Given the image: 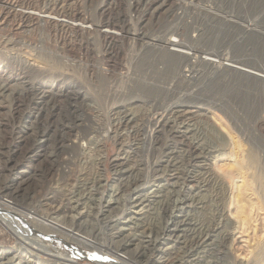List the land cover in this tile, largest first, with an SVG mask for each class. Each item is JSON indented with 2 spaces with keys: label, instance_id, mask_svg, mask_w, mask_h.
<instances>
[{
  "label": "bare ground",
  "instance_id": "obj_1",
  "mask_svg": "<svg viewBox=\"0 0 264 264\" xmlns=\"http://www.w3.org/2000/svg\"><path fill=\"white\" fill-rule=\"evenodd\" d=\"M258 11L264 0H0V228L15 238L0 264L231 259L247 171L264 221ZM226 153L237 175L220 174ZM256 253L231 262L264 264Z\"/></svg>",
  "mask_w": 264,
  "mask_h": 264
},
{
  "label": "rangeland",
  "instance_id": "obj_2",
  "mask_svg": "<svg viewBox=\"0 0 264 264\" xmlns=\"http://www.w3.org/2000/svg\"><path fill=\"white\" fill-rule=\"evenodd\" d=\"M250 10H249V15L251 18H253V20H258V18L255 16L257 15V10L258 9H255L254 6L252 7H249ZM253 8V9H252ZM255 9V10H254ZM252 10L256 11L255 13L252 12ZM255 14V15H253ZM253 17H252V16ZM258 15L260 16V20H262L264 22V18H262V16H264V13L261 14L259 13L258 11ZM17 28V26L15 27ZM53 41H51L50 43H47V44H53L52 43ZM32 53V54H31ZM35 53L36 52H30V54H24V58L29 60L30 62L34 60V56H35ZM11 84H15V82H11ZM4 111V110H2ZM208 126V125H207ZM207 126H204V130L206 132L207 135V140L211 141V139H214L215 140V136L219 138V136L217 135V131L213 130L212 127H209L207 128ZM206 128L208 129L206 131ZM211 130V131H210ZM212 135H211V134ZM214 135V136H213ZM212 136V138H211ZM214 137V138H213ZM220 139V138H219ZM216 141V140H215ZM95 145V144H93ZM92 145V148L95 147ZM246 150H248V146H246L245 148ZM107 155H106V152L103 154L104 156V159H106V165L104 164V166L102 167V171H103V177H104V180H105V184H107V190H110L112 188V186L114 187L115 185V182H114V173H113V170H112V161L114 159V157L117 155L118 151H119V145L118 144H115L114 141H109L108 142V148H107ZM228 153H226L225 155L223 156H220L221 159H223V166H222V163H220L221 165V171L223 172H220L221 175H228V174H235L237 175L238 171H239V163L237 161H239V157L236 158L237 160L235 159H232V157L230 159H225L227 156ZM245 172V171H244ZM237 183L239 185H241V197L243 198L244 202L249 205L252 204L251 207H247V212L249 214V220L248 222L246 223V225H244V227H242V229H240L237 233V235L235 237L236 238V248L235 250H233V254L230 256V258L233 260V258H236V259H242L244 261H248V259L250 261H253L255 258H254V255L255 253H260L261 256L263 253L262 250H261V247H259V245H261L264 241V229H262V227L264 228V221L262 220L263 218V215L261 213H263L262 211H259L255 208L256 206L253 205V202L255 201V199H257L255 193L251 190V177H249V172L247 171V173H245V181H241L240 179L237 180ZM252 186H254V184H252ZM256 187V185H255ZM254 187V188H255ZM147 191L148 192H152L154 189H156V187L154 186H149L147 187ZM195 191L191 194H189L188 196H190V198L192 197H195L196 195H200V196H206L207 197V194H209L207 191ZM192 196V197H191ZM108 198V197H107ZM179 198L178 196L174 198L177 199ZM145 205H141V206H138L134 209V212H142V211H145L147 209V207L145 208ZM253 207V208H252ZM252 208V209H251ZM233 210V209H232ZM201 213H197V215H199ZM208 214V215H207ZM212 214H213V211H207L206 213V216L207 217H212ZM258 214V215H257ZM260 217V218H259ZM201 218H204V217H201ZM231 219L233 221H235L234 219V216L231 215ZM160 220V219H159ZM263 222V223H262ZM243 229H246V232H243ZM0 233H1V237H0V245H3L5 247H12L15 245V238L9 234L6 230H3V228H0ZM240 249H239V247ZM239 250V252H238ZM249 251V252H248ZM250 251L252 252L250 254ZM236 252V253H235ZM256 253V254H257ZM249 255V256H248ZM264 255V254H263ZM220 257V258H218ZM223 258V259H222ZM227 257H225L224 255H218L217 257L215 258H210L211 260H213V263L212 264H232L231 262V259H226ZM217 260V261H216ZM228 260V261H227ZM215 262V263H214ZM80 264H96L94 261H91V260H88V259H84L83 261L79 262Z\"/></svg>",
  "mask_w": 264,
  "mask_h": 264
}]
</instances>
